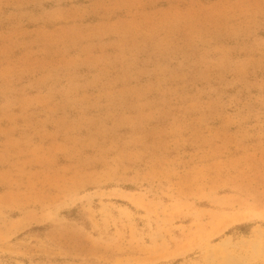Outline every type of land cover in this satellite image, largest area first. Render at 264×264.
Here are the masks:
<instances>
[{
  "label": "rangeland",
  "instance_id": "rangeland-1",
  "mask_svg": "<svg viewBox=\"0 0 264 264\" xmlns=\"http://www.w3.org/2000/svg\"><path fill=\"white\" fill-rule=\"evenodd\" d=\"M0 264H264V0H0Z\"/></svg>",
  "mask_w": 264,
  "mask_h": 264
},
{
  "label": "trees",
  "instance_id": "trees-1",
  "mask_svg": "<svg viewBox=\"0 0 264 264\" xmlns=\"http://www.w3.org/2000/svg\"><path fill=\"white\" fill-rule=\"evenodd\" d=\"M241 229H243V228H241ZM241 229H240V230H241Z\"/></svg>",
  "mask_w": 264,
  "mask_h": 264
}]
</instances>
